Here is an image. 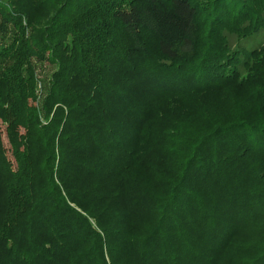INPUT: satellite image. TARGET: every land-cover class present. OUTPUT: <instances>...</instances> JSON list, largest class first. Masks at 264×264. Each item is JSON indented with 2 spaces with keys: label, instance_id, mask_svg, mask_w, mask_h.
<instances>
[{
  "label": "trees",
  "instance_id": "trees-1",
  "mask_svg": "<svg viewBox=\"0 0 264 264\" xmlns=\"http://www.w3.org/2000/svg\"><path fill=\"white\" fill-rule=\"evenodd\" d=\"M262 31L264 0H0V264H264ZM231 89L247 117L201 106Z\"/></svg>",
  "mask_w": 264,
  "mask_h": 264
},
{
  "label": "rangeland",
  "instance_id": "rangeland-1",
  "mask_svg": "<svg viewBox=\"0 0 264 264\" xmlns=\"http://www.w3.org/2000/svg\"><path fill=\"white\" fill-rule=\"evenodd\" d=\"M25 36L26 38L30 37L29 28L25 31ZM262 43H264V31L245 40L236 41V46L238 49L248 51L261 45ZM31 62L36 67V90L39 91V89L42 90L43 85L46 83V81H48L51 74L55 70V67L52 64H49L48 62H38L34 58L31 59ZM251 97L252 95L250 94V92H248V90L245 91L240 89H231L227 92L214 95L212 99H209V101L207 102L205 101L206 103H201V106L203 108H205V106L207 108H214L216 111L212 110L213 114L217 115L218 117H231L236 115L247 117V115L252 113V110L254 108V100ZM33 105L37 106V101H34ZM4 129L5 126L0 123L2 141L6 151H9V145L7 144ZM7 156L11 160L9 152H7Z\"/></svg>",
  "mask_w": 264,
  "mask_h": 264
}]
</instances>
